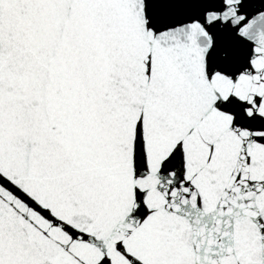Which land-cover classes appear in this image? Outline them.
I'll return each instance as SVG.
<instances>
[{"label":"snow or ice","instance_id":"1","mask_svg":"<svg viewBox=\"0 0 264 264\" xmlns=\"http://www.w3.org/2000/svg\"><path fill=\"white\" fill-rule=\"evenodd\" d=\"M0 264H264V0H0Z\"/></svg>","mask_w":264,"mask_h":264}]
</instances>
